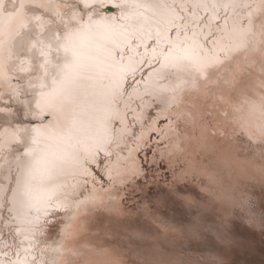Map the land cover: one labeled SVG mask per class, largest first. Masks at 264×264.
<instances>
[{"label":"snow or ice","instance_id":"1","mask_svg":"<svg viewBox=\"0 0 264 264\" xmlns=\"http://www.w3.org/2000/svg\"><path fill=\"white\" fill-rule=\"evenodd\" d=\"M256 235L264 0H0V264H238Z\"/></svg>","mask_w":264,"mask_h":264},{"label":"rangeland","instance_id":"2","mask_svg":"<svg viewBox=\"0 0 264 264\" xmlns=\"http://www.w3.org/2000/svg\"><path fill=\"white\" fill-rule=\"evenodd\" d=\"M247 235V234H245ZM252 240L253 248H254V255H250L245 257L243 252L236 254L235 256H229L228 259L232 260L235 259L238 264H244L245 260H256L259 261L261 258V250L264 249V241L261 240L259 235L250 238Z\"/></svg>","mask_w":264,"mask_h":264}]
</instances>
